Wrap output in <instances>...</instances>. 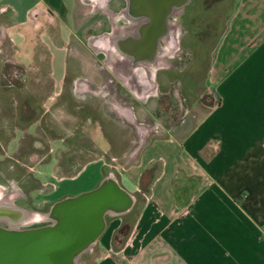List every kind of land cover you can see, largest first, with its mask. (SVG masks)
I'll return each mask as SVG.
<instances>
[{
  "label": "crops",
  "instance_id": "crops-1",
  "mask_svg": "<svg viewBox=\"0 0 264 264\" xmlns=\"http://www.w3.org/2000/svg\"><path fill=\"white\" fill-rule=\"evenodd\" d=\"M112 1L0 0V15L7 16L13 35L23 28L32 32L33 16L41 19L46 9L75 33L82 30L76 10L85 5L90 12L109 8L108 14L125 15L130 22L120 27L112 22L109 43L101 46L109 49L116 77L134 94L154 95L159 71L179 46L181 25L171 17L180 16L189 0H121L116 11ZM58 40V48H65L66 40ZM68 56L62 60L65 71L51 74L63 86L58 92L65 90L61 81L76 74L66 71L77 62ZM48 74L28 73L23 79ZM208 78L215 85L217 103L193 123L144 142L134 165L118 171L97 157L76 173L51 179L53 186L42 201L61 197H54L60 192L56 181L85 173L87 182L99 176L91 186L65 195L100 187L118 196L104 205L94 264H264V0H235ZM76 138L60 137L71 144ZM107 177L120 189L113 184L104 187ZM126 194L130 204L113 210L127 202Z\"/></svg>",
  "mask_w": 264,
  "mask_h": 264
},
{
  "label": "rangeland",
  "instance_id": "rangeland-1",
  "mask_svg": "<svg viewBox=\"0 0 264 264\" xmlns=\"http://www.w3.org/2000/svg\"><path fill=\"white\" fill-rule=\"evenodd\" d=\"M191 1L180 16L171 17L181 25L178 50L159 71L157 90L151 96L134 94L118 79L109 64V49L101 46L109 43L112 22L118 27L130 22L115 12L121 0L111 3L115 13L108 14L109 8L90 12L86 5L76 10L82 28L76 33L46 9L41 19L33 16L32 32L18 29L16 37L7 16L0 15V204L15 205L0 206L1 226L24 229L53 224L57 220L49 215L53 207L77 196L65 194L94 184L99 174L88 182L86 173L78 179L58 180L60 192L54 197H61L42 201L53 186L51 179L76 173L97 157L123 171L136 163L144 142L193 123L217 103L208 70L235 0H194L189 8ZM58 37L66 40L62 50ZM25 42L26 47H21ZM68 53L69 61L76 57L77 62L66 71L76 74L67 75L61 81L64 92H58L62 85L51 74L65 71L62 60ZM37 72L49 76L23 79ZM36 87L44 91L36 92ZM61 136L77 138L71 144ZM47 209L49 214L44 212ZM98 239L79 252L75 264L95 263Z\"/></svg>",
  "mask_w": 264,
  "mask_h": 264
},
{
  "label": "water",
  "instance_id": "water-1",
  "mask_svg": "<svg viewBox=\"0 0 264 264\" xmlns=\"http://www.w3.org/2000/svg\"><path fill=\"white\" fill-rule=\"evenodd\" d=\"M75 197L53 224L24 229L0 225V264H71L80 246L98 235L106 201L118 198L100 187Z\"/></svg>",
  "mask_w": 264,
  "mask_h": 264
},
{
  "label": "bare ground",
  "instance_id": "bare-ground-1",
  "mask_svg": "<svg viewBox=\"0 0 264 264\" xmlns=\"http://www.w3.org/2000/svg\"><path fill=\"white\" fill-rule=\"evenodd\" d=\"M110 184H113V185H115L116 187H118L119 189H120V187L117 185V183L115 182V179H113L112 177H107L106 178V180L104 181V183H103V186L105 187V186H109ZM121 191H122V189H121ZM122 193H126V192H123L122 191ZM127 195V198H128V200H127V202H125L124 204H122V205H116L115 206V208H113V210H122V209H124V208H126L129 204H130V202H131V198L129 199V197H128V194H126ZM108 197V196H107ZM76 199V197L75 198H68V199H64L63 201H61V202H58L54 207H53V209H52V211L50 212V214L49 215H51L53 218H55V219H57V218H59V219H57V220H55V221H58V220H60V216H62V215H60L59 216V214H61L60 213V211H62L61 209H66L67 208V206L69 205V203L71 202V201H73V200H75ZM109 203H113L112 201H109V200H107L106 201V203H105V206L107 205V204H109ZM0 206H4V207H11V206H15L13 203H7V202H4V203H1L0 204ZM12 210V209H11ZM16 209H14L13 208V210H12V212H14ZM20 229V228H19ZM94 240H95V238L94 239H92V240H90V241H87V242H85L83 245H81L80 247V249L78 250V252H76L75 254H74V258H73V261H72V263L71 264H75L76 262V259L78 258V256H79V252L81 251V249H83V248H86V247H88L91 243H93L94 242ZM71 253V251L70 252H67L66 253V258L67 259H69V257H70V254Z\"/></svg>",
  "mask_w": 264,
  "mask_h": 264
},
{
  "label": "flooded vegetation",
  "instance_id": "flooded-vegetation-1",
  "mask_svg": "<svg viewBox=\"0 0 264 264\" xmlns=\"http://www.w3.org/2000/svg\"><path fill=\"white\" fill-rule=\"evenodd\" d=\"M113 41H114V40H113ZM112 44L114 45V44H115V42H112V43H111V45H112ZM128 82H130V81H128ZM132 83H133V81H132ZM141 87H143V85H142V84H141ZM138 90H139V92H141V91H144L142 88H140V89H138Z\"/></svg>",
  "mask_w": 264,
  "mask_h": 264
},
{
  "label": "trees",
  "instance_id": "trees-1",
  "mask_svg": "<svg viewBox=\"0 0 264 264\" xmlns=\"http://www.w3.org/2000/svg\"><path fill=\"white\" fill-rule=\"evenodd\" d=\"M193 1H194V0H192L191 3L188 5L189 8L192 6ZM234 5H235V2H234V4H233V8H234ZM188 7H187V8H188ZM184 16H185V15H184Z\"/></svg>",
  "mask_w": 264,
  "mask_h": 264
}]
</instances>
